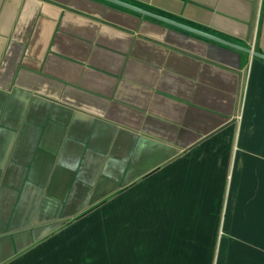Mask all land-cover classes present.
Masks as SVG:
<instances>
[{
  "label": "crops",
  "instance_id": "0c3cea01",
  "mask_svg": "<svg viewBox=\"0 0 264 264\" xmlns=\"http://www.w3.org/2000/svg\"><path fill=\"white\" fill-rule=\"evenodd\" d=\"M122 1L264 54V0ZM0 264H264V59L0 0Z\"/></svg>",
  "mask_w": 264,
  "mask_h": 264
},
{
  "label": "water",
  "instance_id": "95a60500",
  "mask_svg": "<svg viewBox=\"0 0 264 264\" xmlns=\"http://www.w3.org/2000/svg\"><path fill=\"white\" fill-rule=\"evenodd\" d=\"M107 1H110V2H113L117 5H120L122 7H125V8H128V9H131L133 11H136L138 13H141L143 15H146V16H149V17H152L154 19H157V20H160V21H163L165 23H168V24H171L173 26H176V27H179L181 29H184L186 31H189V32H192V33H195V34H198V35H201L203 37H206L208 39H212L214 41H217V42H220V43H223V44H226V45H229L231 47H234V48H237V49H240V50H243V51H246V52H249L251 53L252 55H255V56H258L260 58H263L264 59V54L258 52V51H254V50H250L249 48L247 47H243V46H240V45H237V44H234V43H231L229 41H226L224 39H221L219 37H216L214 35H211L209 33H206L204 31H201L197 28H194L190 25H187L185 23H181L179 21H176V20H173L171 18H168V17H165L163 15H160V14H157V13H154V12H151V11H148L146 9H143L141 7H138V6H135V5H132L130 3H127V2H124L122 0H107Z\"/></svg>",
  "mask_w": 264,
  "mask_h": 264
}]
</instances>
